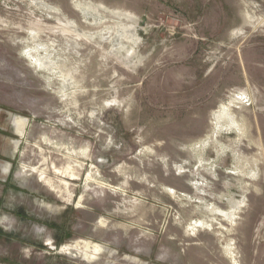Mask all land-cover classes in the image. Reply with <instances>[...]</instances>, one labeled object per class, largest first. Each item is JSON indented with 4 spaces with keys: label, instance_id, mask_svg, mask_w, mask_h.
Segmentation results:
<instances>
[{
    "label": "rangeland",
    "instance_id": "374dc122",
    "mask_svg": "<svg viewBox=\"0 0 264 264\" xmlns=\"http://www.w3.org/2000/svg\"><path fill=\"white\" fill-rule=\"evenodd\" d=\"M0 264H264V0H0Z\"/></svg>",
    "mask_w": 264,
    "mask_h": 264
},
{
    "label": "bare ground",
    "instance_id": "6f19581e",
    "mask_svg": "<svg viewBox=\"0 0 264 264\" xmlns=\"http://www.w3.org/2000/svg\"><path fill=\"white\" fill-rule=\"evenodd\" d=\"M223 108H224V107H223ZM216 118H217L218 121H220V120H224V118H225V119L228 120V123L230 124V126L235 125V123H233L232 119H230V116L228 115V113H226V112L224 111V109L221 110V111H219V113L216 115Z\"/></svg>",
    "mask_w": 264,
    "mask_h": 264
}]
</instances>
